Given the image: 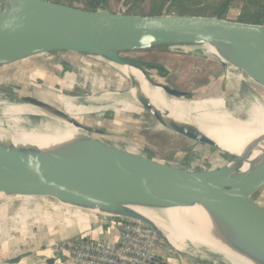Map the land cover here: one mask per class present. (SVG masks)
<instances>
[{
  "label": "water",
  "instance_id": "water-1",
  "mask_svg": "<svg viewBox=\"0 0 264 264\" xmlns=\"http://www.w3.org/2000/svg\"><path fill=\"white\" fill-rule=\"evenodd\" d=\"M1 1L0 68L39 55L90 53L114 69H133L147 81L155 76L160 80L157 88L169 98L193 101L202 89L179 91L163 80L165 72L147 69L124 57L170 51L212 61L264 90V26L207 17L91 12L44 0ZM209 44L223 61L201 53V47ZM114 79L124 94L133 86L117 69ZM19 100L51 119L67 121L75 130L103 135L61 111L48 110L28 94L19 96ZM135 107L162 130L197 145L215 147L211 140L192 129L167 127L145 100L138 101ZM245 161L209 170L179 169L173 162L146 158L89 137L49 152L0 145V199H47L89 215L132 222L154 232L175 254L181 255L152 221L132 208L203 206L217 232L235 238L264 239V159L242 175L238 163ZM30 256L24 253L2 264H18Z\"/></svg>",
  "mask_w": 264,
  "mask_h": 264
},
{
  "label": "bare ground",
  "instance_id": "bare-ground-1",
  "mask_svg": "<svg viewBox=\"0 0 264 264\" xmlns=\"http://www.w3.org/2000/svg\"><path fill=\"white\" fill-rule=\"evenodd\" d=\"M1 4L2 1L0 0ZM201 53L210 54L213 58L223 61L210 44L202 46ZM45 56L39 55L30 58L29 60H32L33 63L30 62V65L26 62L27 66L24 67L28 68L29 65L34 67ZM79 56L86 60L97 61L115 72L117 69L135 88L125 94L123 92L117 93L92 77L96 81L94 88L98 94L93 92L91 97L87 98L82 96L65 97L56 92L52 93V90L35 92L32 89L33 91L28 92L21 89L17 92L11 89L12 85L16 84V82L11 81V75L17 74L16 71L21 69L0 72V86L11 89L10 91L7 89V92L0 94V96L13 99L9 101L0 100L1 146L49 152L62 149L84 137L97 139L111 145L102 140L104 135H99L96 132L86 134L75 130L67 121L51 119L45 112L22 105L19 96L24 94L44 103L48 110L61 111L75 121H82L83 117L104 112L119 113L117 118L122 119L127 116L123 112L131 111L138 101L145 100L161 115L167 127L175 125L192 129L211 140L215 144L214 148L218 151L236 156L240 162L246 160L244 163H238L240 174H247L250 168L259 164L257 162L263 161L264 101L254 94L248 93L244 104L229 108V101L225 98V93L221 91L223 83L230 77L235 79L237 83L245 82L236 72L222 68L223 72L220 78L210 87L197 92L193 101H182L165 96L156 86L160 80L153 75L147 81L135 70L119 66H114L116 67L114 69L111 64L93 54L82 52ZM87 76L91 77L90 75ZM21 83L23 88H27L23 82ZM29 84L31 88L36 85V83ZM84 124L88 125L87 122ZM86 128L89 127L86 126ZM121 140L125 143V149L128 152L141 155L139 153L141 149L134 141L129 138H121ZM112 146L115 145L112 144ZM238 161L229 164L232 165ZM207 163L211 169H217L220 165V161L215 158L210 159ZM132 210L152 221L164 235L169 245L178 253H186L195 258H212L222 264H264L263 238H235L230 237L227 233L217 232L203 206L167 210L134 207ZM236 244L240 246H236Z\"/></svg>",
  "mask_w": 264,
  "mask_h": 264
},
{
  "label": "rangeland",
  "instance_id": "rangeland-1",
  "mask_svg": "<svg viewBox=\"0 0 264 264\" xmlns=\"http://www.w3.org/2000/svg\"><path fill=\"white\" fill-rule=\"evenodd\" d=\"M112 1L116 2L118 0ZM116 5H118L120 12H124L129 2L126 0H119L116 2ZM239 7V3L234 4L227 15L228 21H236ZM206 55L212 57L210 54ZM124 57L143 65L147 69L165 72L166 84L174 88L189 86L190 83H194L201 85L205 84L203 85V89H206L216 82L221 75L219 66L214 65L212 61L205 60L204 58L192 54L186 55L179 52L154 51L126 54ZM26 62L33 63L32 60L27 59L0 69V72L21 69L20 71H16L17 74L11 75V81L16 82V84H13L11 87L14 91L18 92L23 89L28 92L33 90L35 92H48L52 90V93L56 92L58 95L65 97H71L70 95L72 94L75 95L74 97L82 96L83 98H87L91 97V93L97 91L94 87L96 81H100L105 84L106 87H110L111 91L117 93L122 92V89L114 79L115 71L97 61L86 60L76 54H49L37 62L34 67L33 65L30 66L31 63L30 65L28 64V68L24 67L27 66ZM92 77H94L96 81L93 80ZM235 81V79L230 77L221 87V91L225 93V98L229 101V108L244 104L248 93H252L264 101V90H261L262 88L245 82L237 83ZM21 82H23L27 88H23ZM29 83H36V85L34 84L36 87L34 86L31 88ZM0 87V94L7 92V89H9V91L11 90L8 87ZM134 88L135 87L132 86L129 91ZM96 94H98V92H96ZM0 100L9 101L13 99L0 96ZM123 114L127 116L122 119L117 118L119 113L104 112L91 114L85 118L83 117L82 121H79V123L83 127L88 126L94 130L102 131L104 135L102 138L103 141L111 145L114 144L121 149H125V143L121 138H129L140 147L141 151L139 153L141 156L164 162H173L175 164L183 163L176 165L179 169H189L191 164H195V171L204 168L209 170L211 166L207 162L212 158L220 161L219 167L232 163L233 161H238L235 156L228 152V154H226L218 151L214 147L197 145L179 138L175 134L162 130L142 109L134 107L131 111L123 112ZM85 122H87L88 125H85ZM0 205H3L0 207V225L2 221L5 223L7 222L4 224V227L0 226V230L2 228H8L4 229V231L15 236L19 235L21 229H27L31 232V226L35 228L38 225L37 223H42L48 216L63 219L75 213L86 214L66 208L47 199L10 200L1 198ZM13 225H16L15 231H10ZM166 247L170 248L169 246ZM161 254L162 256L164 255L163 253ZM173 258L176 264H222L212 258H195L186 253L184 255L174 253Z\"/></svg>",
  "mask_w": 264,
  "mask_h": 264
},
{
  "label": "crops",
  "instance_id": "crops-1",
  "mask_svg": "<svg viewBox=\"0 0 264 264\" xmlns=\"http://www.w3.org/2000/svg\"><path fill=\"white\" fill-rule=\"evenodd\" d=\"M6 223L2 221L0 226L4 227ZM37 224L35 228L31 226V232L21 229L17 236L4 231L8 228L0 230V264L24 253L31 256L18 264H73L67 260L65 243L69 241L91 238L111 249L120 242L118 222L110 218L75 213L63 219L48 216ZM15 228L13 225L10 231ZM155 253L162 256L163 252L155 250ZM169 264H176L173 257Z\"/></svg>",
  "mask_w": 264,
  "mask_h": 264
},
{
  "label": "trees",
  "instance_id": "trees-1",
  "mask_svg": "<svg viewBox=\"0 0 264 264\" xmlns=\"http://www.w3.org/2000/svg\"><path fill=\"white\" fill-rule=\"evenodd\" d=\"M83 11H106L129 16H186L227 20L229 11L239 3L236 23L264 26V0H126L129 5L120 12L112 0H44Z\"/></svg>",
  "mask_w": 264,
  "mask_h": 264
},
{
  "label": "built area",
  "instance_id": "built-area-1",
  "mask_svg": "<svg viewBox=\"0 0 264 264\" xmlns=\"http://www.w3.org/2000/svg\"><path fill=\"white\" fill-rule=\"evenodd\" d=\"M194 166L186 170H194ZM118 228L120 242L114 249L91 238L75 239L65 243L67 260L73 264H169L174 252L154 232L127 221L118 222Z\"/></svg>",
  "mask_w": 264,
  "mask_h": 264
},
{
  "label": "flooded vegetation",
  "instance_id": "flooded-vegetation-1",
  "mask_svg": "<svg viewBox=\"0 0 264 264\" xmlns=\"http://www.w3.org/2000/svg\"><path fill=\"white\" fill-rule=\"evenodd\" d=\"M163 80L167 83V80H166V76L165 75L163 76ZM203 85H205V84H203ZM203 85L190 83L189 86H181L180 88H175V89H177L179 91H184V92H192V91H195V90L203 89V87H204ZM170 87H172V86H170ZM172 88H174V87H172ZM70 96L71 97H74L75 95H72L71 94Z\"/></svg>",
  "mask_w": 264,
  "mask_h": 264
}]
</instances>
